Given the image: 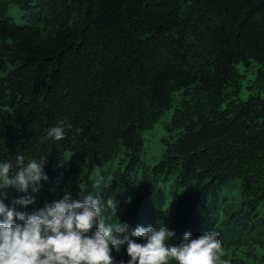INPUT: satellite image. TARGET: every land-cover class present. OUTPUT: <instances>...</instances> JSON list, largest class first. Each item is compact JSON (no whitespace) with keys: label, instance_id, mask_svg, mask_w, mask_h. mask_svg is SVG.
Returning a JSON list of instances; mask_svg holds the SVG:
<instances>
[{"label":"trees","instance_id":"16d2710c","mask_svg":"<svg viewBox=\"0 0 264 264\" xmlns=\"http://www.w3.org/2000/svg\"><path fill=\"white\" fill-rule=\"evenodd\" d=\"M251 60L264 89V0H0V162L45 158L49 177L34 204L14 205L11 186L0 199L31 214L65 193L111 196L132 228L163 224L170 244L214 230L225 264H264V96L240 98L237 68ZM170 109L151 163L143 132ZM60 121L64 138H48ZM101 175L110 188L93 187Z\"/></svg>","mask_w":264,"mask_h":264},{"label":"clouds","instance_id":"9594fccd","mask_svg":"<svg viewBox=\"0 0 264 264\" xmlns=\"http://www.w3.org/2000/svg\"><path fill=\"white\" fill-rule=\"evenodd\" d=\"M64 136V121L47 132L48 138L57 141ZM44 162L45 158L26 162L23 154H17L15 162H0V189L11 186L25 193L14 205L35 203L34 194L49 179ZM102 185L110 188L111 181L101 175L93 187ZM79 187L81 193L86 190L84 183ZM115 216L111 196L105 201L88 194L74 200L71 193H65L31 214L10 208L0 199V264H116L112 250L119 252L123 245L130 257L127 264H225L223 242L214 230L196 238L186 232L180 243L170 244L174 232L167 226L132 228Z\"/></svg>","mask_w":264,"mask_h":264},{"label":"rangeland","instance_id":"374dc122","mask_svg":"<svg viewBox=\"0 0 264 264\" xmlns=\"http://www.w3.org/2000/svg\"><path fill=\"white\" fill-rule=\"evenodd\" d=\"M8 15L13 17L14 21L18 24L24 22L23 10L14 3H9ZM237 68L238 71L244 75L241 79L240 98L246 99L250 93H259L260 95L264 96V89L258 88L254 84L258 64L254 60H251L249 66H245V64L242 62L237 64ZM250 85H252L251 88ZM172 113L173 109L167 110L152 129H148L143 132L145 139L143 156L145 160L150 161L151 163H154L158 160L159 155L163 150L162 137L165 134H168L167 126L171 122ZM226 186L229 188L227 187L224 189V195L233 194L235 195L234 197H238L241 194L240 180H232Z\"/></svg>","mask_w":264,"mask_h":264}]
</instances>
